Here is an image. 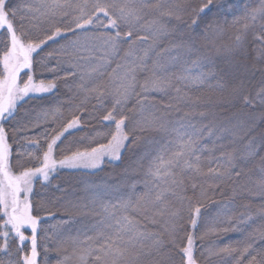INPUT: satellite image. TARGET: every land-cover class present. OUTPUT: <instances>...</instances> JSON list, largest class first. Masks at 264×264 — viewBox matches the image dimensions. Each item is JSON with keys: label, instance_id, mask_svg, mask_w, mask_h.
Segmentation results:
<instances>
[{"label": "snow or ice", "instance_id": "6c2138e0", "mask_svg": "<svg viewBox=\"0 0 264 264\" xmlns=\"http://www.w3.org/2000/svg\"><path fill=\"white\" fill-rule=\"evenodd\" d=\"M258 128L264 0H0V264H264Z\"/></svg>", "mask_w": 264, "mask_h": 264}, {"label": "trees", "instance_id": "16d2710c", "mask_svg": "<svg viewBox=\"0 0 264 264\" xmlns=\"http://www.w3.org/2000/svg\"><path fill=\"white\" fill-rule=\"evenodd\" d=\"M45 75H50L49 73H45ZM204 96H213L212 93L205 92L202 93ZM214 98V97H213ZM207 107V106H205ZM187 110V109H185ZM219 113L223 116H230V113L225 112L223 109L218 110ZM208 122V121H206ZM227 123V121H225ZM96 128L100 127V125H95ZM94 131V127L91 124L85 125V131L83 133H80L81 136H87L88 133H91ZM237 132H240L239 128L236 129ZM147 135V133L145 134ZM252 137L250 135H245L244 133L240 132V135L236 139L235 144L227 143L226 146L229 150L232 148H236L240 150L241 152L244 151L248 141ZM260 129L258 128L256 130V147L259 150L257 152L256 156V162L255 164L249 165L250 168H257L259 166V157L264 155V148H261L260 146ZM208 141L206 140L205 143ZM139 147L135 151H139ZM219 154V150L218 153ZM133 153L129 152L128 158L125 159L124 164L117 166L119 162H113L112 164H105L103 167V170L96 169V170H64L60 173L59 180L57 183L61 184L66 190V193H57V195H68L70 198H83L86 195H88L86 189L92 185V184H115L119 182L124 174H125V167L128 164V161L132 159ZM216 202L209 201L207 203V206L205 209H203L204 212L209 213L210 215L214 216L216 214V209L218 206V203L222 200H227L228 196L227 193H225L224 196L217 195L216 196ZM250 203L253 205V207L257 206L258 201L253 199L250 201ZM57 212V215H64L63 211L60 209H53ZM242 210V209H239ZM244 238V233H229L227 236H222L218 240L214 236H206L205 239L199 243H203L205 246H208L212 243H223L224 240H229L235 243L240 242ZM41 258H43V253H41Z\"/></svg>", "mask_w": 264, "mask_h": 264}, {"label": "rangeland", "instance_id": "374dc122", "mask_svg": "<svg viewBox=\"0 0 264 264\" xmlns=\"http://www.w3.org/2000/svg\"><path fill=\"white\" fill-rule=\"evenodd\" d=\"M94 170H96V169H94Z\"/></svg>", "mask_w": 264, "mask_h": 264}]
</instances>
